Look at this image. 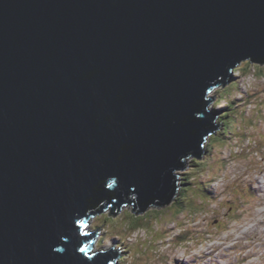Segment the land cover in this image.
I'll list each match as a JSON object with an SVG mask.
<instances>
[{
  "label": "water",
  "instance_id": "95a60500",
  "mask_svg": "<svg viewBox=\"0 0 264 264\" xmlns=\"http://www.w3.org/2000/svg\"><path fill=\"white\" fill-rule=\"evenodd\" d=\"M241 62L264 0H0V264L113 261L85 220L176 199Z\"/></svg>",
  "mask_w": 264,
  "mask_h": 264
},
{
  "label": "rangeland",
  "instance_id": "374dc122",
  "mask_svg": "<svg viewBox=\"0 0 264 264\" xmlns=\"http://www.w3.org/2000/svg\"><path fill=\"white\" fill-rule=\"evenodd\" d=\"M260 65H237V86L228 85L224 97L219 96L221 86L210 93L218 116L226 111L230 116L225 105L234 100L241 103L236 108L242 107L246 118L240 114L241 122L232 120L227 133L214 135L212 146L210 141L204 144L208 149L201 158H190L185 169L177 170L181 181L191 184L189 189L185 186L180 202L158 213L148 212L155 208L151 207L133 215L126 204L116 216L110 209L95 214L89 232L99 222L106 224L95 250H118L121 244L125 256L116 264H176L177 259L182 260L179 264H264V64ZM249 66L247 72L239 70ZM196 162H203L201 169ZM154 231L161 237L155 243Z\"/></svg>",
  "mask_w": 264,
  "mask_h": 264
},
{
  "label": "trees",
  "instance_id": "16d2710c",
  "mask_svg": "<svg viewBox=\"0 0 264 264\" xmlns=\"http://www.w3.org/2000/svg\"><path fill=\"white\" fill-rule=\"evenodd\" d=\"M261 66V65H260ZM262 67V66H261ZM250 68V66L249 67H243V68H239V70H241L242 72H247V71H244V69H246V70H248ZM236 70H234V72H235ZM238 71V70H237ZM257 76H259V77H262L263 76V71L261 70V71H259V69H258V74H257ZM231 84H236V81H233ZM216 111H217V109H216ZM228 114H223L222 116H221V118H224L225 120L227 119V116ZM227 121V120H226ZM225 130V129H224ZM210 145L212 146V144L210 143ZM208 149V147L206 146V150ZM203 164V162H196V165L198 166V167H200V169L202 168V166L204 165H202ZM199 171V170H198ZM185 186H188V189H189V187H191V184L189 183V182H182V187L180 188V190H179V193H178V196L176 197V199H175V201L174 202H180V200H181V197H182V195H183V190H184V188H185ZM206 187H208V185L206 184ZM203 188L205 189V186H204V184H203ZM209 198H212V195H209ZM159 209L161 210H164L163 209V206H160V207H155V208H153L151 211H148V212H152V213H158L159 212ZM206 209V207H204L203 206V209H201V210H205ZM112 214V216H116V213H113V212H111ZM133 215H142V214H145V213H147V212H145V213H140V214H136L134 211H132L131 212ZM139 217V216H138ZM150 222V221H149ZM105 225L106 224H102L101 222H99V223H97L93 228H94V230H96L97 232H98V234H100V236H101V231L102 230H104V227H105ZM132 226H130V228H131ZM135 227V226H134ZM149 228H153L152 227V224H151V226H149ZM148 233V232H147ZM153 234H155V235H152V242L153 243H155L154 242V240L157 238V240H159V239H161V237H158V232H156V231H154L153 232ZM148 236V235H147ZM139 249V248H138ZM136 254H137V252H136ZM123 259V258H122ZM120 260V262L121 261H123V260Z\"/></svg>",
  "mask_w": 264,
  "mask_h": 264
},
{
  "label": "clouds",
  "instance_id": "9594fccd",
  "mask_svg": "<svg viewBox=\"0 0 264 264\" xmlns=\"http://www.w3.org/2000/svg\"><path fill=\"white\" fill-rule=\"evenodd\" d=\"M241 63H243V62H241ZM241 63H240V64H241ZM238 65H239V64H238ZM252 65H254V64H252ZM220 86H221L222 88H224V86H223L222 84H220V85L217 86V89H218Z\"/></svg>",
  "mask_w": 264,
  "mask_h": 264
},
{
  "label": "bare ground",
  "instance_id": "6f19581e",
  "mask_svg": "<svg viewBox=\"0 0 264 264\" xmlns=\"http://www.w3.org/2000/svg\"><path fill=\"white\" fill-rule=\"evenodd\" d=\"M219 117H220V116H219ZM206 142H208V138H206L204 144H205ZM246 195L248 196V193H247ZM120 253H122V252L120 251Z\"/></svg>",
  "mask_w": 264,
  "mask_h": 264
}]
</instances>
